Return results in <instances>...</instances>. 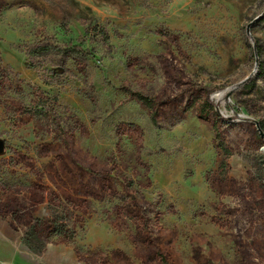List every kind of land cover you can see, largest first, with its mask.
<instances>
[{"label":"rangeland","instance_id":"374dc122","mask_svg":"<svg viewBox=\"0 0 264 264\" xmlns=\"http://www.w3.org/2000/svg\"><path fill=\"white\" fill-rule=\"evenodd\" d=\"M261 122L264 0H0V264H264Z\"/></svg>","mask_w":264,"mask_h":264},{"label":"trees","instance_id":"16d2710c","mask_svg":"<svg viewBox=\"0 0 264 264\" xmlns=\"http://www.w3.org/2000/svg\"><path fill=\"white\" fill-rule=\"evenodd\" d=\"M50 45L47 44H41L34 46L33 48L29 49L27 53L32 56H36L39 53L44 54L47 51L50 50ZM56 47L52 46V49H55ZM65 49H69L73 54L79 58L86 54V51H83L78 45H69ZM34 63H31V65ZM59 64H64V61H62ZM253 84V81H250L249 83L245 84V87H251ZM212 92L211 90L206 91V97H205V103L210 104L211 100L209 98V94ZM134 95L136 99L143 104L145 107L149 109V116L152 124L157 123V109H156V98L148 95L147 93H143L140 91L134 92ZM24 112L31 113L34 115L41 116L43 118H48V112L45 107H39V105H29L24 107ZM259 127L261 129H264V123H259ZM57 221L51 222L53 226V230L58 235L66 236L65 229H63L62 223H56ZM41 221L38 219L33 224H31L28 229L24 232L21 241L22 243L33 253H40L44 248V242L41 240L39 235V229ZM160 264H170L168 262V259L164 255H160Z\"/></svg>","mask_w":264,"mask_h":264},{"label":"water","instance_id":"95a60500","mask_svg":"<svg viewBox=\"0 0 264 264\" xmlns=\"http://www.w3.org/2000/svg\"><path fill=\"white\" fill-rule=\"evenodd\" d=\"M257 65V64H256ZM247 79V78H246ZM246 79H244L243 81H241L239 84H242ZM256 125H257V123H256ZM258 127V126H257ZM258 129H259V127H258ZM259 132L262 134V135H264V133H262L261 132V130L259 129ZM3 141L0 139V153L3 151Z\"/></svg>","mask_w":264,"mask_h":264}]
</instances>
